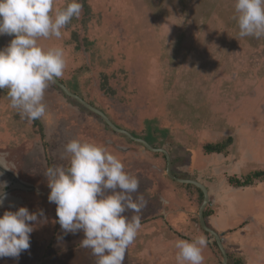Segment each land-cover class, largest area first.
I'll return each mask as SVG.
<instances>
[{
  "label": "rangeland",
  "instance_id": "rangeland-1",
  "mask_svg": "<svg viewBox=\"0 0 264 264\" xmlns=\"http://www.w3.org/2000/svg\"><path fill=\"white\" fill-rule=\"evenodd\" d=\"M69 2L55 0L53 14ZM80 2V16L62 29L60 38L38 40L44 49L64 50L62 83L121 128L167 150L177 178L200 182L202 177L204 185L217 182L228 188L227 179L244 180L264 170V37H239L235 0ZM13 38L0 35V48ZM7 91L0 90V151L9 153L22 176L46 184L48 205L44 222L30 234V248L19 258H0V264H96L91 249L80 246L83 232L65 234L56 205L48 201L44 173L49 166L67 163L61 158L64 146L74 138L100 146L101 138L110 139L137 148L117 154L106 147L125 171L138 176L137 195L147 200L140 213L142 227L124 264H177L175 242L200 235L208 240L203 264H223L214 237L201 229L203 197L170 176L162 153L131 142L56 83L45 92L46 116L34 121L21 118L10 106ZM229 137L233 141L226 151L205 149ZM172 189L181 194L176 210L165 196ZM230 194L236 201L246 199L241 191ZM166 200L171 203L165 209H172L167 216ZM207 208L212 212L211 202ZM242 232L251 234L245 227Z\"/></svg>",
  "mask_w": 264,
  "mask_h": 264
},
{
  "label": "clouds",
  "instance_id": "clouds-1",
  "mask_svg": "<svg viewBox=\"0 0 264 264\" xmlns=\"http://www.w3.org/2000/svg\"><path fill=\"white\" fill-rule=\"evenodd\" d=\"M55 0H0V35L14 38L0 48V90L7 89L10 106L29 121L46 116L47 88L63 76L64 50L44 49L39 38L62 36L70 21L81 14L80 0H70L53 14ZM239 37H264V0H235ZM66 164L49 166L48 201L65 234L83 232L82 248L91 249L96 264H124L125 254L142 227L147 200L139 192L138 176L125 171L120 158L106 148L78 138L65 146ZM0 168L12 169L0 158ZM0 171V176H3ZM7 181L0 180V206ZM133 194H136L135 196ZM131 211L134 215H125ZM44 211L30 212L25 206L0 216V258H19L30 248V234L44 222ZM204 235L175 242L177 264H203Z\"/></svg>",
  "mask_w": 264,
  "mask_h": 264
},
{
  "label": "crops",
  "instance_id": "crops-1",
  "mask_svg": "<svg viewBox=\"0 0 264 264\" xmlns=\"http://www.w3.org/2000/svg\"><path fill=\"white\" fill-rule=\"evenodd\" d=\"M193 172L195 173V170H192ZM227 180H229L227 183L228 188L219 185L217 182L205 184L209 191L212 208V212L207 218L208 223L221 234L231 262L234 263L235 259L240 258L242 264H264V179L256 180L252 184L243 186L234 185L230 182V179ZM199 181L203 183L202 177H200ZM175 191L180 192L178 189H172L169 191V196L167 193L165 194L173 202V210H176L179 202H181L178 198L181 197V194L175 193ZM239 191L246 194V199L236 201L230 194L231 192L236 194ZM249 194H251L249 198H253L254 202H247ZM226 200H230V202ZM170 203V201L166 200L165 204H163L164 211H166L165 216L171 214L172 209H165V206ZM190 203L193 204L195 201L192 200ZM250 205L253 208H250ZM189 207L192 208L193 206ZM256 211L259 213L257 218L251 217V213ZM184 213L185 211L179 212L181 216ZM173 221L174 223L178 222L177 218ZM169 224L171 225L172 223ZM172 225L175 227L174 224ZM244 227L251 234L246 235L248 232L244 234L242 232Z\"/></svg>",
  "mask_w": 264,
  "mask_h": 264
},
{
  "label": "water",
  "instance_id": "water-1",
  "mask_svg": "<svg viewBox=\"0 0 264 264\" xmlns=\"http://www.w3.org/2000/svg\"><path fill=\"white\" fill-rule=\"evenodd\" d=\"M55 83L61 87L63 89V91L69 95L70 97L78 100V102H80L81 104H83L84 106H86L88 109H90L91 111L95 112L96 114L100 115L104 120L105 122L115 131L117 132H120V133H124L128 136H130L131 138H133L134 140L138 141V142H141L143 145H145L147 148H149L150 150L152 151H158V152H163L166 157H167V168H168V173L170 174V176L172 178H174L175 180H177L178 182H181V183H186V184H193L197 187H199L202 191H203V202L200 206V209H199V221H200V225L201 227L206 231L208 232L209 234H211L215 241L217 242L218 246H219V249L221 251V254L223 256V264H229V255L227 253V250L224 246V243H223V239L221 237V235L219 234L218 231L212 229L211 227L208 226L207 224V221H206V218H205V210L207 208V206L209 205V202H210V196H209V191H208V188L200 183V182H197V181H193V180H189V179H181V178H177L176 176H174L172 174V160H171V156L169 154L168 151H166L165 149H159V148H154L152 147L146 140L144 139H138V138H135L131 135V133L125 129H122L120 127H118L110 118L109 116L104 113L102 110L94 107L93 105H91L89 102H87L86 100H84L82 97H80L79 95H77L76 93H73L64 83H62L58 78L56 79ZM7 180H6V179ZM0 180H3V181H7V187L4 189V191L7 193V194H10V191L11 189H13L14 187H18L20 189H24V190H29V189H35V187L31 184H28L22 180L19 179L18 176L14 175L12 177V179H8V177H6L4 174L3 176H0ZM2 206H0L1 208Z\"/></svg>",
  "mask_w": 264,
  "mask_h": 264
},
{
  "label": "flooded vegetation",
  "instance_id": "flooded-vegetation-1",
  "mask_svg": "<svg viewBox=\"0 0 264 264\" xmlns=\"http://www.w3.org/2000/svg\"><path fill=\"white\" fill-rule=\"evenodd\" d=\"M85 100V99H84ZM87 101V100H86ZM89 102V101H87ZM91 105L94 106V104L92 102H89ZM96 107V106H94ZM97 108V107H96ZM110 118V117H109ZM111 119V118H110ZM112 120V119H111ZM117 126L118 124L112 120ZM107 124V123H106ZM108 125V124H107ZM109 126V125H108ZM120 127V126H118ZM121 128V127H120ZM123 129V128H122ZM128 131V130H127ZM131 133V132H130ZM123 134L125 137L129 138V140L131 142H135V143H139L141 144L143 147L147 148L145 145H143L141 142H138L136 140H134L133 138H131L130 136ZM131 135L135 138L141 139L137 136H135L134 134L131 133ZM96 137V136H95ZM102 143V146L104 147V142L107 143L108 146L113 147V151L117 154H122L123 152H125V150H129L131 151H137V148L135 146H128L125 147L123 145H118L117 142L115 140H110V139H103L101 138L99 140ZM147 141V140H146ZM149 143V142H148ZM151 145V144H150ZM152 146V145H151ZM154 147V146H152ZM156 148V147H154ZM159 149H163V148H159ZM117 152H116V151ZM167 151V150H166ZM153 152V151H152ZM158 152V151H155ZM164 155V157L167 160L166 155L163 152H160ZM170 154V153H169ZM171 156V155H170ZM0 158L5 159L8 163V166L11 167L12 169H3L0 168V171H2L4 173V175L6 177H8V179H12V177L14 175L18 176L20 180L31 184L35 187V189H29V190H24V189H20L18 187H14L13 189H11L10 194H7V198L4 201V204L2 205V207L0 208L1 212H5V211H16L19 207L21 206H25L29 209L30 212H36L39 211L40 209H43L45 206H47V200L45 198V193H46V184L42 185L40 184V182L38 180H28L27 178H25L24 176H22L19 172V169H16V165L14 164V162L10 159V155L8 152H1L0 151ZM172 160V159H171ZM6 179V178H5ZM7 180V179H6ZM44 203H43V200ZM42 200V201H41ZM210 203V202H209ZM200 222V221H199ZM211 227V226H209ZM212 228V227H211ZM213 229V228H212ZM215 230V229H214ZM222 237V236H221ZM217 243V242H216ZM218 245V244H217ZM225 246V245H224ZM219 247V246H218ZM227 250V249H226ZM228 253V252H227ZM229 255V254H228Z\"/></svg>",
  "mask_w": 264,
  "mask_h": 264
},
{
  "label": "trees",
  "instance_id": "trees-1",
  "mask_svg": "<svg viewBox=\"0 0 264 264\" xmlns=\"http://www.w3.org/2000/svg\"><path fill=\"white\" fill-rule=\"evenodd\" d=\"M232 141H233V138L232 137H229L224 142H221V143H218V144H207L205 146V149L207 150L208 153H215V152L221 153V152L226 151L228 145ZM107 146H108L107 143L104 142V148H106ZM262 179H264V170H256V171L253 172V174L247 175L244 180H241L240 178H231L230 181L234 185L243 186V185L252 184L254 181H256V180H262ZM186 186H193V187H195L199 191V193L201 194V196L203 197V191L199 187L194 186V185H191V184H188ZM43 203H44V200H43ZM210 214H211V211H210V209L207 208L205 210V218H206V221H207V218H208V216ZM207 224H208V226H210L208 222H207ZM201 229L203 230V228H201ZM213 243L217 247L218 251L221 253V251H220V249H219V247H218V245H217V243H216L215 240H213ZM229 264H242V260L240 258H237V259L234 260V263L231 262V260H230V263Z\"/></svg>",
  "mask_w": 264,
  "mask_h": 264
}]
</instances>
